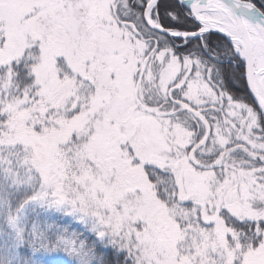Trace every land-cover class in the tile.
Returning a JSON list of instances; mask_svg holds the SVG:
<instances>
[{
	"label": "snow or ice",
	"instance_id": "obj_1",
	"mask_svg": "<svg viewBox=\"0 0 264 264\" xmlns=\"http://www.w3.org/2000/svg\"><path fill=\"white\" fill-rule=\"evenodd\" d=\"M0 264H264V0H0Z\"/></svg>",
	"mask_w": 264,
	"mask_h": 264
}]
</instances>
